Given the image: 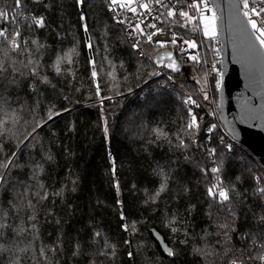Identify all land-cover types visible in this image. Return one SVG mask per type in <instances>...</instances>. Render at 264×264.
Masks as SVG:
<instances>
[{"label": "trees", "instance_id": "16d2710c", "mask_svg": "<svg viewBox=\"0 0 264 264\" xmlns=\"http://www.w3.org/2000/svg\"><path fill=\"white\" fill-rule=\"evenodd\" d=\"M14 3L0 0V10L11 14ZM23 4L25 13L45 15L49 27L28 30L21 26L25 38L36 37L46 46L35 57L40 64L38 76L31 75V66L24 67L27 54L9 51L5 57L0 48V59L11 73L9 79L17 81L0 88V120L7 121V131L0 135V159L17 152V163L24 168L13 169L10 176H23L29 184L28 161L34 157L33 145L42 146L54 159L45 164L38 183L26 196L32 200L31 208L9 210L11 185L0 189V209L8 212V227L0 229V264H223L215 256L206 262L194 252L206 245L220 250L217 241L223 238L218 224L225 219L215 205L209 207L212 201L207 188L213 178L211 174L205 176L200 168H210L212 163L199 146L217 149L224 160L225 184H235L256 211L259 201L252 195L253 176L264 177V165L249 148L233 141L219 120L214 41L175 25L177 31L198 38L197 53L202 63L187 61L175 53L182 67L172 72L163 66L166 63H154L171 46L150 45L148 56H138L110 15L105 0H85L83 21L76 0H51L50 9L32 0H23ZM0 27L11 31L14 25L0 19ZM89 38L92 48L88 47ZM73 48L74 53L70 52ZM64 53H69L70 62L63 61L57 72L53 62ZM93 59L98 73L95 78L90 63ZM42 77H47V83ZM187 92L199 107L183 103ZM53 106L61 115L37 128L30 144H20L37 120L47 119L46 113ZM189 108L200 124L192 135L185 131ZM16 118L19 122L13 123ZM105 119L108 134L103 131ZM211 124L217 127L209 133ZM154 129L166 135L157 139ZM221 136L225 144H231L230 151L220 143ZM179 139L191 146L176 147ZM113 161L119 192L113 186ZM157 162L165 166L169 179L166 190L153 199L160 184V177L154 173ZM72 180L77 181L74 192ZM61 188L64 192L54 195ZM44 192L47 199H40L37 193L42 196ZM237 209L241 214L236 231L231 233V244L236 255L240 250L247 254L249 242L242 234H256L261 226L246 208L237 204ZM30 215L35 221L28 219ZM33 223L35 229L29 230ZM122 223L135 224V230L124 231ZM152 227L164 235L174 256L164 253ZM94 231H100L103 239H93Z\"/></svg>", "mask_w": 264, "mask_h": 264}, {"label": "snow or ice", "instance_id": "6c2138e0", "mask_svg": "<svg viewBox=\"0 0 264 264\" xmlns=\"http://www.w3.org/2000/svg\"><path fill=\"white\" fill-rule=\"evenodd\" d=\"M32 2L37 5H43L45 9H50L52 7L51 0H32ZM210 2L211 0H184L186 8L188 9L184 10L183 8L177 9L174 6L170 7L167 3H165V0H107L109 11L116 12L117 9L126 10L136 17L146 18V15L151 16L154 6L164 8L166 9V12L160 13V15L157 16H153L152 19L163 23L165 21L161 20V17L169 18L167 22L178 25L181 28H190V30L194 33H202L203 37H205L207 41L212 42L216 41L220 35V29L223 26V17L217 14L215 7L209 6ZM84 3L85 0H76L77 7L81 9L80 18L82 21L86 20V17L83 15L82 11ZM231 7L233 9V22L235 25V30L245 46L247 56L250 59H254L256 57L264 59V0H235V3H233ZM23 9V0H15L11 14L9 12L0 10V19H2L5 24L14 25L11 31L9 30V27H0V48L4 50L5 57H7L9 51L27 54L28 60L27 63L24 64V67L28 68L31 66V75L38 76L40 64L39 59L35 57H37V55L41 53V50L46 46L36 37L31 39L25 38L21 31V26H26L28 30H35L45 29L49 27V25L45 15L36 14L33 12L25 13ZM117 22L121 24L127 22L128 27L131 30L129 32L130 36L133 33H137L145 37V43H154L159 48H167L169 44L172 46L179 45V51L181 53H186L188 52V49H196L198 47L196 40L183 39L175 32H173L171 37L168 39L153 41V37L162 35L164 33V29L162 27H157L156 23H147L144 27H141V25L145 23L144 19H138V21L134 24L131 22V20L126 19H121ZM83 27L85 28V31H87V25L84 24ZM145 28L154 29V31L146 32ZM184 45H186L187 48L184 47ZM92 46L91 38H89L88 47L92 48ZM132 47L139 51L140 42L137 41L136 43H133ZM213 51H215L217 54L219 52L218 49H213ZM70 52L74 53L75 48L71 49ZM140 54L144 55L142 51ZM165 58L168 61H171V63L164 64L163 66L170 68L172 72H178L180 70L171 51L165 52L162 56H160L159 59L154 61V63L162 64ZM70 59L71 57L69 53H64L62 56L56 57L52 66L57 72H60V64L65 60L70 62ZM188 59L196 64L202 63L198 53L195 55L190 54ZM90 63L93 66L92 77L95 78L98 74L96 69V61L93 59L90 60ZM109 64L111 65L112 62L109 61ZM213 70H215V66H213ZM220 75L222 76V73ZM9 76H11V73H9L8 69L5 67L4 61L0 59V88H7L9 85L17 83L15 78L9 79ZM169 79H171V77H169ZM41 80L42 82L47 83V77H42ZM5 81H7V84L4 83ZM216 87L217 89L220 88L219 80L216 81ZM33 91H35L34 88ZM97 93H99V86H97ZM204 98L207 100L208 96L205 94ZM38 103L39 102H37V105ZM183 103L185 105H195L196 107H199V104L195 99L192 98L191 95H188L184 99ZM188 112L190 119L186 124L185 131L189 135H192L194 130L199 129L200 124L197 120V116L192 112L191 108L188 109ZM59 115H61V113L56 111L54 106L50 107L46 113L47 119L41 118L40 120H37L31 127V130L24 135L23 139L20 140L19 143L25 144V141H27L30 144L31 140L35 139L34 134L36 133L37 128H40L49 121L54 120V118ZM18 122V118L13 120V123ZM5 124H7L6 120H0V135H3L4 132L7 131ZM216 127V124H211L209 125L207 131L211 133L214 129H216ZM103 131L105 134H108L109 132L106 119L103 122ZM154 132L157 139L166 135L160 129H154ZM192 143L195 144L196 142L193 141ZM220 143L223 144L224 147L229 151L231 150V144H225L223 136L220 137ZM25 146H27V144H25ZM190 146L191 145L185 143L183 139H179V142L176 145V147L181 149H187ZM199 147L203 148V152L206 154L208 160H210L212 163V167L210 168L204 166H201L200 168L201 172L204 173L205 176L211 174L213 178V182L207 188V195L212 201L209 207L211 209L212 206L215 205L217 211L223 212L225 219L223 223L218 224V228L222 229L221 234L223 238L222 242L217 241V243L221 246L220 250L218 251L215 248H208L206 245L203 248L198 247L194 249V252L197 255L205 258L206 262L208 258L215 256L217 260L222 259L223 264H254L255 261H259L260 264H264V177L258 175L253 176L255 187L253 189L252 195L255 200L259 201L257 204L259 211H256L246 203V198L242 193L238 192L235 184H225L222 178L224 160L221 154L218 153L217 149L210 146ZM33 148L35 149L34 157L28 161L31 170V175L28 179L32 182V184H29L27 181H25L23 176H10L13 169L24 168L23 164L17 163V152H12L11 155L5 157L4 159H0V189H4L6 186L11 185L9 191L13 193V198L9 201V210L19 212L25 207L31 208L33 206L32 200L26 199V196L30 193L31 186L38 183V177L40 173L44 171L45 164L54 159L53 155L48 150L43 149L42 146L33 145ZM187 159L189 158L185 156V160ZM111 170L114 177L113 186L116 188L117 192H119V181L115 179L116 168L114 161ZM154 173L160 177V184L158 190L153 196V199L158 197L161 192L166 190L169 179V174L165 170V166L160 165L158 162L154 168ZM236 180H240V177L237 176ZM76 183V180L71 181V184L73 185L71 191L73 192L76 191ZM39 186L40 188L44 187L42 184ZM63 192L64 188H61L58 192L54 193V195H61ZM37 195L40 199H47L48 197L47 192H44L42 196L39 193H37ZM237 204L251 212L253 219L261 226V230L256 234H242V238L249 242V250L247 254H245L243 250H240L239 255H236V250L231 244V233L236 231L235 223L241 214L238 212ZM209 215H211V212ZM7 216L8 212L0 209V229L8 227L6 222ZM28 219L35 221V216L30 215ZM121 219H126L123 212H121ZM172 223H174V220L169 222V226H171ZM35 227L36 226L33 223L30 225L29 230H34ZM121 228L124 231H134L135 224L129 225L127 223H122ZM172 230L176 231L177 229L172 228ZM19 231L22 232L24 229H20ZM92 236L93 239H103L102 233L100 231H94ZM125 243H129V241L126 240ZM105 246H108L106 240ZM164 247L167 255H175L173 249L168 248L166 245ZM0 249H2V246H0ZM76 249L77 251L79 250L78 244ZM51 250L54 251L55 249ZM41 254L44 255L43 249H41ZM112 254H115L114 247L112 248ZM129 255H131V253H129Z\"/></svg>", "mask_w": 264, "mask_h": 264}, {"label": "water", "instance_id": "95a60500", "mask_svg": "<svg viewBox=\"0 0 264 264\" xmlns=\"http://www.w3.org/2000/svg\"><path fill=\"white\" fill-rule=\"evenodd\" d=\"M211 1L217 14L223 17L219 35L222 45V76L216 112L228 135L249 148L264 165V59H250L247 56L233 22L231 5L235 0ZM167 51L169 49L162 51L159 58ZM170 51L181 69L175 52ZM163 62L171 63L166 58ZM151 231L167 255L164 246L172 247L158 229L152 227Z\"/></svg>", "mask_w": 264, "mask_h": 264}, {"label": "built area", "instance_id": "2783aa9c", "mask_svg": "<svg viewBox=\"0 0 264 264\" xmlns=\"http://www.w3.org/2000/svg\"><path fill=\"white\" fill-rule=\"evenodd\" d=\"M106 2V6H107V9L109 11V6H108V3H107V0H105ZM165 3H167L170 7H176L177 9H180V8H183L184 10H188L186 8V4L184 3V0H165ZM210 7H215L214 4L212 3V1L210 2ZM216 8V7H215ZM142 11V10H140ZM163 12H166V9L164 8H160L158 6H154L153 7V12L151 14V16H147L146 15V18L145 17H136V16H133L132 13L130 12H127L126 10H121V9H117L116 12H111L109 11L110 15L112 16L113 20L119 24V26L121 27V29L123 30V32L125 33V35H127V39L129 41V43L132 44L133 43H136L137 41L140 42V50H136L134 49L135 53L138 55V56H148V53H147V47L150 46V45H155L154 43H145V37L144 36H141L137 33H133L131 36L129 35V32L131 31L128 27V23H124V24H121V23H118L117 21L118 20H121V19H126V20H131V22L134 24L138 21V19H144L145 23L141 25V27H144L147 23H156L157 24V27H162L164 29V33L162 35H157L155 37H153V41L155 40H164V39H168L171 37L172 33L175 32L177 33L180 37H182L183 39H190V40H196L197 43H198V47L196 49H188V52L186 53H181L179 51V45L178 46H172L171 44H169L171 46V50L174 51L176 54L180 55L181 57H183V59L185 60H189L188 59V56L191 54V55H195L197 54V51L199 49V42H198V38H196L195 36H187L186 34H184L183 32H179L175 29V25L174 24H171L168 21L169 18H166V17H161V20L165 21L163 23L159 22V21H155L152 19L153 16H157V15H160V13H163ZM145 31L146 32H151V31H154V29H150V28H145ZM202 35V33H200ZM156 46V45H155ZM184 47L187 48L186 45H184ZM214 49H218L219 52L218 54L215 52V55L217 57L214 65L215 67L217 68L216 70L218 71V77H219V81H220V85H221V55H222V45H221V40H220V37H218V39L216 41H214V46H213ZM143 52L144 55H141L140 52ZM187 96L189 95V92H187L186 94ZM233 141H235L233 138H232ZM237 143V141H235Z\"/></svg>", "mask_w": 264, "mask_h": 264}, {"label": "rangeland", "instance_id": "374dc122", "mask_svg": "<svg viewBox=\"0 0 264 264\" xmlns=\"http://www.w3.org/2000/svg\"><path fill=\"white\" fill-rule=\"evenodd\" d=\"M187 61H191V60H187ZM212 120H214L213 118H212ZM212 123H214L213 121H212ZM197 135V134H196Z\"/></svg>", "mask_w": 264, "mask_h": 264}]
</instances>
